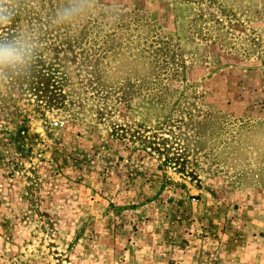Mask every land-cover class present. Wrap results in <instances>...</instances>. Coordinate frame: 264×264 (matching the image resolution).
I'll use <instances>...</instances> for the list:
<instances>
[{
	"label": "rangeland",
	"instance_id": "obj_1",
	"mask_svg": "<svg viewBox=\"0 0 264 264\" xmlns=\"http://www.w3.org/2000/svg\"><path fill=\"white\" fill-rule=\"evenodd\" d=\"M17 0L0 85V264H264V0Z\"/></svg>",
	"mask_w": 264,
	"mask_h": 264
},
{
	"label": "clouds",
	"instance_id": "obj_2",
	"mask_svg": "<svg viewBox=\"0 0 264 264\" xmlns=\"http://www.w3.org/2000/svg\"><path fill=\"white\" fill-rule=\"evenodd\" d=\"M89 0H65L55 12L54 23L72 26L88 14ZM17 0H0V85L28 71L37 44L26 33L5 34L17 14Z\"/></svg>",
	"mask_w": 264,
	"mask_h": 264
}]
</instances>
